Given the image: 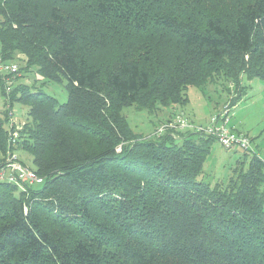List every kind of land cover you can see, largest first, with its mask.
I'll return each instance as SVG.
<instances>
[{"label": "trees", "instance_id": "trees-1", "mask_svg": "<svg viewBox=\"0 0 264 264\" xmlns=\"http://www.w3.org/2000/svg\"><path fill=\"white\" fill-rule=\"evenodd\" d=\"M0 58L37 74L3 89L27 110L13 144L0 113V168L22 149L42 178L0 180V264H264V159L210 183L214 137L143 136L123 114L169 122L212 83L233 106L243 76L264 79V0H0Z\"/></svg>", "mask_w": 264, "mask_h": 264}, {"label": "rangeland", "instance_id": "rangeland-1", "mask_svg": "<svg viewBox=\"0 0 264 264\" xmlns=\"http://www.w3.org/2000/svg\"><path fill=\"white\" fill-rule=\"evenodd\" d=\"M9 62L16 64L19 69L18 73L13 76L12 84L16 82H29L34 84L33 79L37 77V74L33 71L24 70L23 61L15 58ZM63 84L64 82H49L42 85V89L46 93L56 97L59 102H64L67 99V92ZM241 86H244L243 94L238 97V101L233 106H230L229 126L235 132L246 135L250 140L253 152L258 157L264 159V79L257 77L248 79L243 76ZM3 89L4 83L0 81V112H8V110H11L16 120L17 117L25 118L27 106L19 101L13 100L12 106L8 108L7 103H5L6 99L3 94ZM186 93L187 101L184 105L177 108V111L188 122L202 125L207 124L209 118L217 114L220 108L230 101V99L235 96L237 97V93L233 87L220 86L216 83L207 85L205 89H198L191 86L188 87ZM123 114L131 129L143 136H148L152 131L167 122V117L162 118L165 114L160 115L158 111L148 113L146 110H138L136 107L129 106L123 109ZM243 153L242 151L230 153L222 148L217 140H213L210 151L203 164L202 173L204 180L213 183L227 178L233 173L235 167L237 168L240 165L245 167L247 165L246 162L243 164L237 162L239 158H243ZM15 154L25 166L32 167L31 155L27 151L18 149L15 151ZM41 182L33 186H39Z\"/></svg>", "mask_w": 264, "mask_h": 264}, {"label": "built area", "instance_id": "built-area-1", "mask_svg": "<svg viewBox=\"0 0 264 264\" xmlns=\"http://www.w3.org/2000/svg\"><path fill=\"white\" fill-rule=\"evenodd\" d=\"M18 67L16 64L4 61L0 58V74L7 93L11 90L13 76L17 74ZM9 108V107H8ZM230 105L226 103L220 108L217 114L211 116L207 124H192L187 121L181 114L175 115L174 118L163 124L157 129L160 133L166 127H173L179 130H192L198 133L210 135L215 138L226 150H237L245 152L247 155H253L250 140L244 134L237 133L229 126ZM14 128L10 130V144L15 143L18 135L19 123L13 116L11 110L7 112ZM0 180L22 186L23 184L34 185L42 181L32 169L22 164L17 155L8 151L5 158V164L0 168Z\"/></svg>", "mask_w": 264, "mask_h": 264}, {"label": "crops", "instance_id": "crops-1", "mask_svg": "<svg viewBox=\"0 0 264 264\" xmlns=\"http://www.w3.org/2000/svg\"><path fill=\"white\" fill-rule=\"evenodd\" d=\"M0 113H2V112H0ZM16 121H17L19 124H22V123H24V118H20V117L18 118V117H17V120H16ZM225 150H226V149H225ZM227 151L230 152V153L239 152V151H237V150H236V151H233V150H227ZM254 154L257 155L255 152H254ZM248 157H249V156H248ZM243 159H244V158H243ZM241 160H242V158H239L237 162H240Z\"/></svg>", "mask_w": 264, "mask_h": 264}]
</instances>
